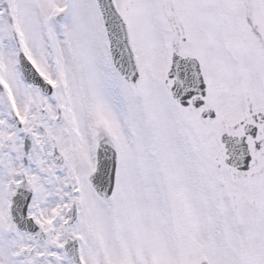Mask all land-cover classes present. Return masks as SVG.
Returning <instances> with one entry per match:
<instances>
[{
    "label": "snow or ice",
    "instance_id": "6c2138e0",
    "mask_svg": "<svg viewBox=\"0 0 264 264\" xmlns=\"http://www.w3.org/2000/svg\"><path fill=\"white\" fill-rule=\"evenodd\" d=\"M0 264H264V0H0Z\"/></svg>",
    "mask_w": 264,
    "mask_h": 264
}]
</instances>
